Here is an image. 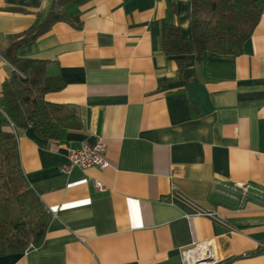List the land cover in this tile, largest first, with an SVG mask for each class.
Wrapping results in <instances>:
<instances>
[{
  "label": "crops",
  "instance_id": "crops-1",
  "mask_svg": "<svg viewBox=\"0 0 264 264\" xmlns=\"http://www.w3.org/2000/svg\"><path fill=\"white\" fill-rule=\"evenodd\" d=\"M56 1L0 0V115L14 70L3 51ZM65 10L80 28L55 23L18 55L46 62L63 87L45 101L76 108L80 127L58 140L18 130L21 170L50 221L37 248L0 264H182L193 244L211 248L216 264H264V198L240 208L216 185L264 192V1L240 55L208 53L201 63L190 0H86ZM171 23L181 68L163 48ZM98 139L106 169L62 172L69 149Z\"/></svg>",
  "mask_w": 264,
  "mask_h": 264
},
{
  "label": "trees",
  "instance_id": "trees-1",
  "mask_svg": "<svg viewBox=\"0 0 264 264\" xmlns=\"http://www.w3.org/2000/svg\"><path fill=\"white\" fill-rule=\"evenodd\" d=\"M84 1L57 0L44 17H37L33 26L11 39L3 51L14 70L1 88L0 256L37 248L50 221L49 211L21 170L18 130L32 129L41 139L58 140L65 130L80 127L76 108L45 101V94L63 87L58 78L46 75V62L21 58L18 50L45 35L55 23L80 28L78 15H69L65 9ZM263 1L190 0L189 30L197 62L201 63L208 53L240 55L260 19ZM163 48L181 68L185 49L175 24L164 26Z\"/></svg>",
  "mask_w": 264,
  "mask_h": 264
},
{
  "label": "built area",
  "instance_id": "built-area-1",
  "mask_svg": "<svg viewBox=\"0 0 264 264\" xmlns=\"http://www.w3.org/2000/svg\"><path fill=\"white\" fill-rule=\"evenodd\" d=\"M3 114V113H2ZM4 115V114H3ZM12 128V127H11ZM14 132V130H13ZM106 146L100 140L92 143L84 142L76 148L69 149L66 156V163L61 167L62 172L68 173L74 168L86 169L96 167L104 170L109 166L105 157ZM217 190L226 198L234 200L240 208H243L250 198L262 199L264 192L261 188L248 182H234L231 184L216 183ZM94 187L102 191L103 186L94 183ZM220 187V188H219ZM201 216L215 219V214L199 210ZM182 264H216L217 259L211 248H201L196 244L192 247L180 251Z\"/></svg>",
  "mask_w": 264,
  "mask_h": 264
}]
</instances>
